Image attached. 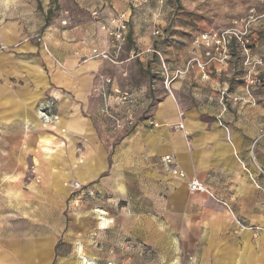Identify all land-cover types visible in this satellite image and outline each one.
Wrapping results in <instances>:
<instances>
[{"label": "crops", "instance_id": "crops-1", "mask_svg": "<svg viewBox=\"0 0 264 264\" xmlns=\"http://www.w3.org/2000/svg\"><path fill=\"white\" fill-rule=\"evenodd\" d=\"M53 1L0 0V210L63 207L79 181L118 204L105 206L115 224L94 238L99 224L84 216L62 239L21 224L8 231L0 220V264H264V99L243 82L247 62L260 69L264 27L251 24L247 42L233 39L219 62L203 35L230 27L190 37L178 35L182 26H166L159 30L167 39L155 45L147 13L144 22L137 13L128 37L143 57L111 63L94 55L111 43L93 14L109 23L116 12L136 13L134 1ZM250 1L260 22L264 5ZM156 48L166 70L151 53ZM108 77L154 97L140 119V96L135 129L121 138L99 114ZM51 92L61 98L71 147L56 159L38 156L41 181L26 184L39 146L28 129L39 127L37 107ZM116 110L126 118L124 108ZM43 149L50 151L47 142ZM167 155L185 178L161 161ZM191 179L210 193L190 191Z\"/></svg>", "mask_w": 264, "mask_h": 264}, {"label": "rangeland", "instance_id": "rangeland-1", "mask_svg": "<svg viewBox=\"0 0 264 264\" xmlns=\"http://www.w3.org/2000/svg\"><path fill=\"white\" fill-rule=\"evenodd\" d=\"M149 1V2H148ZM146 0L145 4H141L137 7H131L132 9L137 10V12H132L130 16L129 28L133 27L135 22L133 19L134 14L140 13L142 22H144L145 18L143 14L147 13V20L151 22L154 28L153 37L154 44H158L167 39V33L164 32L162 37H157L155 32L163 27H171V26H182V32L178 35L181 36H193L202 32L203 30H219L227 27H236L239 28H247L251 26V24L258 23L260 24V28L264 27V18L256 17L254 14L250 13L251 9L255 7V5L251 4L250 0H244L243 2L240 0ZM52 2V1H51ZM56 3V1H53ZM147 2V3H146ZM255 4V3H254ZM129 7V6H128ZM133 10V11H134ZM256 10L259 12V8L256 7ZM122 12H116L112 18L117 19L118 15ZM97 22H101V26L103 24H108V22L104 21L100 15L96 18ZM2 21V17L0 15V22ZM229 29V28H228ZM263 31V30H262ZM219 32V31H218ZM264 33V31H263ZM201 36V35H200ZM109 37V36H108ZM260 37L264 38V34H260ZM110 39V37H109ZM132 43L130 42V37H128V42L121 52L120 57L125 59L129 56L131 59L130 51L132 48ZM111 46V44H110ZM153 49V48H152ZM110 51H112L110 47ZM158 51L161 53V56L154 52ZM103 52V51H102ZM100 53L94 52V55ZM154 56L158 57V60L161 64L164 63V57L162 51L159 48H156L151 51ZM260 69L254 65L252 66V62L249 61L246 63L250 70L248 72L247 78L244 79V84L247 89L252 88H260L261 98L264 99V46H260ZM136 60V59H133ZM110 61V60H109ZM111 62V61H110ZM112 63V62H111ZM164 66V64H163ZM105 85V83H104ZM104 87V86H103ZM137 89V88H136ZM154 88L152 87V90ZM140 94L142 93V110L143 114L140 119H143L146 116L150 115L152 105H154V97H151L148 93H144L141 89H137ZM148 94V95H147ZM143 95L145 99H143ZM60 100L61 98L56 95V93L47 94L40 102L37 107V114L39 117V127L28 129L29 136H36L37 140H39V146L36 153V160L33 161L34 166L30 167L26 176V184L28 183H39L41 181L40 174V166H43V161L38 159V156L44 157L45 159L52 160L56 159L58 156H65L68 149L71 147V140L68 136L66 127L61 125V113H60ZM147 103H146V102ZM51 106L50 115H54L57 117L52 124L45 123L43 119V115L39 114L40 109H44L47 105ZM114 110H116V106H114ZM101 109V106H100ZM50 111V109H48ZM48 111V112H49ZM117 112V110H116ZM103 119L105 120V124H109L107 129H110L112 134H115L118 138H121L124 135H127L134 131V126H128L126 123L122 126L116 122L111 120L109 117L99 113ZM114 124H112V123ZM138 122V121H137ZM122 126V127H121ZM120 129L121 131L116 134V130ZM35 132V133H34ZM117 138V139H118ZM45 142L48 143L50 151H45L43 146ZM58 157V158H59ZM37 166V167H35ZM37 168V169H36ZM79 182V181H76ZM73 182V183H76ZM80 183V182H79ZM81 184V183H80ZM74 193L69 197L66 201V204L63 207L57 208H25V209H17L15 207H6L5 209L0 210V220L5 221V227L8 231H13L16 229L18 224L23 225L25 229L39 230L41 233H48L53 231L58 234V238L64 239L66 237V232L70 223L74 220H79L84 216H91L98 222V228L95 230L92 235L94 238L99 236V232L108 233V230L112 228V225L115 224L113 219L111 218V213L107 210L105 206L108 204L116 205L114 200L108 195H102L96 191H84V187L81 184V188H76ZM118 206V204L116 205ZM24 220V222H23ZM23 222V223H22ZM239 227L244 228L243 223H239L237 221ZM243 225V226H242ZM20 226V225H19ZM99 238V237H98ZM94 245H98L95 244ZM75 246V245H74ZM100 244L98 245V247ZM132 243H129V248L135 252H139L137 248ZM148 247L147 245H145ZM112 249L113 246H112ZM71 252V249H70Z\"/></svg>", "mask_w": 264, "mask_h": 264}, {"label": "built area", "instance_id": "built-area-1", "mask_svg": "<svg viewBox=\"0 0 264 264\" xmlns=\"http://www.w3.org/2000/svg\"><path fill=\"white\" fill-rule=\"evenodd\" d=\"M134 7L141 5L146 0H133ZM259 3L264 5V0H255ZM96 18L98 17V12L93 14ZM130 22V15L127 13H121L118 15L117 19L112 18L108 24H103L102 28L107 32L108 36L110 37L111 49L112 51L109 52H100L96 54L98 57H102L104 59L110 60L112 63H117L119 61L121 52L123 51L124 47L128 42L129 36V26ZM247 28H239V26L232 27L220 32H215L211 34H204L203 39L206 41L207 46L214 45L216 50L220 52L217 59L219 62H224L229 56V45L233 39H238L242 43L247 42V35H248V24L246 25ZM157 37H162L164 32L161 30H157L155 32ZM97 50L95 51V53ZM161 56V53L158 51H154ZM145 52L139 50L138 48H133L131 50V58H141L143 57ZM164 70L166 67L163 66ZM105 85L102 88V94L105 99V105L101 107L100 111L103 115L109 117L110 119L116 120V122L120 125L122 121L126 120V125L133 126L134 125V117L132 115L133 109L138 106L140 103V92L134 88H121L118 86L113 78H106ZM168 87V86H167ZM169 89V88H168ZM114 106L119 108H124L125 113L127 114L125 119L118 118L119 116L116 115V110L113 111ZM50 109V111L48 110ZM49 111V112H48ZM51 106L48 104L46 108H42L39 111V114L43 115V119L45 123L52 124V121L57 119L54 115H50ZM122 125V124H121ZM161 161L165 164V166L175 175L185 178V173L178 169L174 165V160L172 156H164L161 158ZM76 188H81V184L79 182L74 183ZM188 187L192 192H205L210 193L208 189L197 179H191L188 182ZM213 196V194H210ZM239 222V221H238ZM240 223V222H239ZM243 226V225H242ZM140 252L145 254H150L152 250L145 246L143 243H132Z\"/></svg>", "mask_w": 264, "mask_h": 264}]
</instances>
